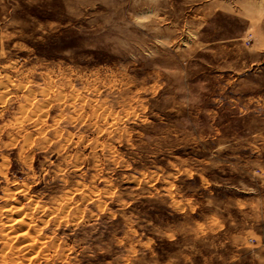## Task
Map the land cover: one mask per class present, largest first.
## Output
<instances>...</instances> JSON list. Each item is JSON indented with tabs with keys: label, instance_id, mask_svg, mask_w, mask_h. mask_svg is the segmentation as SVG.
<instances>
[{
	"label": "rangeland",
	"instance_id": "obj_1",
	"mask_svg": "<svg viewBox=\"0 0 264 264\" xmlns=\"http://www.w3.org/2000/svg\"><path fill=\"white\" fill-rule=\"evenodd\" d=\"M0 264H264V0H0Z\"/></svg>",
	"mask_w": 264,
	"mask_h": 264
},
{
	"label": "bare ground",
	"instance_id": "obj_2",
	"mask_svg": "<svg viewBox=\"0 0 264 264\" xmlns=\"http://www.w3.org/2000/svg\"><path fill=\"white\" fill-rule=\"evenodd\" d=\"M28 216V215H27Z\"/></svg>",
	"mask_w": 264,
	"mask_h": 264
}]
</instances>
